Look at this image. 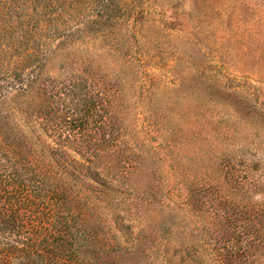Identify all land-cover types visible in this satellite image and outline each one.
<instances>
[{
    "label": "rangeland",
    "instance_id": "obj_1",
    "mask_svg": "<svg viewBox=\"0 0 264 264\" xmlns=\"http://www.w3.org/2000/svg\"><path fill=\"white\" fill-rule=\"evenodd\" d=\"M46 85L88 103L113 263L264 264V0H0V126Z\"/></svg>",
    "mask_w": 264,
    "mask_h": 264
},
{
    "label": "trees",
    "instance_id": "obj_2",
    "mask_svg": "<svg viewBox=\"0 0 264 264\" xmlns=\"http://www.w3.org/2000/svg\"><path fill=\"white\" fill-rule=\"evenodd\" d=\"M32 100L31 113L17 109L23 124L0 126V264H116L109 228L91 213L110 188L90 159L96 143L82 137L88 103L73 85Z\"/></svg>",
    "mask_w": 264,
    "mask_h": 264
}]
</instances>
